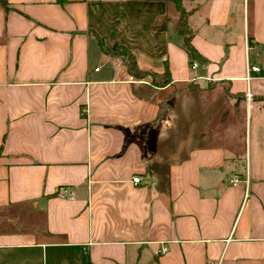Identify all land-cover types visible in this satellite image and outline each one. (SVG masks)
<instances>
[{
  "label": "crops",
  "instance_id": "crops-1",
  "mask_svg": "<svg viewBox=\"0 0 264 264\" xmlns=\"http://www.w3.org/2000/svg\"><path fill=\"white\" fill-rule=\"evenodd\" d=\"M5 1L0 264H264V0Z\"/></svg>",
  "mask_w": 264,
  "mask_h": 264
},
{
  "label": "trees",
  "instance_id": "trees-1",
  "mask_svg": "<svg viewBox=\"0 0 264 264\" xmlns=\"http://www.w3.org/2000/svg\"><path fill=\"white\" fill-rule=\"evenodd\" d=\"M0 1L1 3L5 5L6 3L5 0H0ZM175 2L181 14L180 20L177 24V30H179L185 36L184 37V47L186 51L188 52L191 63L195 61H198L201 63H207L208 59L205 56H203L195 48V46L192 43L193 30L191 29L188 23L190 12L187 11L186 8L184 7L182 0H175ZM100 43H101L102 48L106 52L111 53L109 48L104 45L102 39H100ZM113 54L122 56L124 58L126 70L135 77L142 78V77H146L150 75L152 78L153 84H155L156 86H164V85L169 84L172 81L171 73L168 67L163 73L146 72V71L141 70L138 66L137 59L134 53L125 46H122V45L118 46L116 51L113 52Z\"/></svg>",
  "mask_w": 264,
  "mask_h": 264
},
{
  "label": "built area",
  "instance_id": "built-area-1",
  "mask_svg": "<svg viewBox=\"0 0 264 264\" xmlns=\"http://www.w3.org/2000/svg\"><path fill=\"white\" fill-rule=\"evenodd\" d=\"M195 66H197V63L195 62L194 63ZM254 70V71H258L259 70V67H249L248 70ZM132 181H134L135 183H144L145 181L143 180V177L140 176V175H135L133 176L132 178ZM233 184H237L239 182L238 179H232L231 180ZM57 194L60 196V197H65V198H72L73 195H74V190L73 188L67 186V185H61L58 187V190H57ZM161 252H164V250H160Z\"/></svg>",
  "mask_w": 264,
  "mask_h": 264
}]
</instances>
